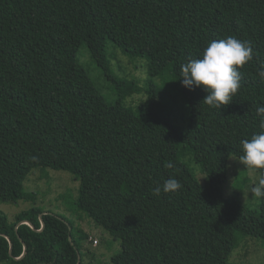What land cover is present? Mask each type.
<instances>
[{
    "label": "trees",
    "instance_id": "16d2710c",
    "mask_svg": "<svg viewBox=\"0 0 264 264\" xmlns=\"http://www.w3.org/2000/svg\"><path fill=\"white\" fill-rule=\"evenodd\" d=\"M228 36L249 41L253 58L219 110L181 86L180 66ZM109 47L144 58L160 83L117 76ZM262 67L264 0H0V198L34 203L32 170H66L79 182L72 211L120 242L111 264H234L240 241L264 239V199L251 209L224 192L229 157L264 130ZM168 178L182 188L154 195ZM89 235L35 204L12 220L0 210V264H93Z\"/></svg>",
    "mask_w": 264,
    "mask_h": 264
},
{
    "label": "rangeland",
    "instance_id": "374dc122",
    "mask_svg": "<svg viewBox=\"0 0 264 264\" xmlns=\"http://www.w3.org/2000/svg\"><path fill=\"white\" fill-rule=\"evenodd\" d=\"M109 51L118 53L113 58L114 65L112 66L117 76L134 78L141 82L148 80L153 83H160L158 77H151L148 74L144 58H136L132 62L130 58L122 55L117 48L109 47ZM86 56H88L87 49L85 46H81L78 53L79 61L89 70L96 87L103 95L108 96V81L90 61V58H85ZM137 100L138 97L133 96L129 97L127 102L135 103ZM190 167L196 173L198 180L202 181L203 174L200 173L199 167L194 163H191ZM259 179L258 170L252 171L242 164L241 159L231 155L227 163L224 192L228 196L235 197L240 203L254 209L258 206L259 198L251 192V189L258 183ZM78 185V180L66 170H55L48 167L35 168L24 181L25 189L36 194L35 202L33 203L31 200L7 201L0 198V210L6 213L9 220H12L16 213L35 204L46 212L63 214L70 219L72 218L75 224L81 226L89 232L91 237L97 239L96 244L90 241L85 243V247L94 253V259L90 254H86L83 256V260H90L93 264H111L110 257L120 249V242L118 239L112 240V237L104 229L91 222L84 212L72 211L71 202L77 195ZM60 195L64 196L61 197ZM228 260L234 264H264V239L248 236L234 247Z\"/></svg>",
    "mask_w": 264,
    "mask_h": 264
},
{
    "label": "clouds",
    "instance_id": "9594fccd",
    "mask_svg": "<svg viewBox=\"0 0 264 264\" xmlns=\"http://www.w3.org/2000/svg\"><path fill=\"white\" fill-rule=\"evenodd\" d=\"M253 58V47L249 41L234 36L210 41L203 49L200 58L190 59L180 66V83L188 90L201 88L207 95L203 98L206 105L221 110L232 102L241 87L239 71ZM258 76L264 82V67L258 70ZM264 113V106L257 108ZM264 129V122L260 125ZM242 164L252 171L264 170V130L253 134L250 139L240 142ZM182 188L175 178H168L162 187L153 189L154 195L175 193ZM256 197L264 199V177L251 189Z\"/></svg>",
    "mask_w": 264,
    "mask_h": 264
},
{
    "label": "built area",
    "instance_id": "2783aa9c",
    "mask_svg": "<svg viewBox=\"0 0 264 264\" xmlns=\"http://www.w3.org/2000/svg\"><path fill=\"white\" fill-rule=\"evenodd\" d=\"M89 240L92 241L93 244H96L97 243V239L96 238H93V237H89Z\"/></svg>",
    "mask_w": 264,
    "mask_h": 264
}]
</instances>
